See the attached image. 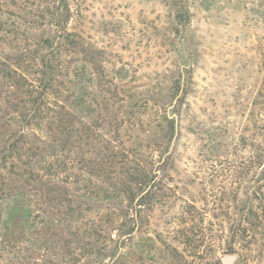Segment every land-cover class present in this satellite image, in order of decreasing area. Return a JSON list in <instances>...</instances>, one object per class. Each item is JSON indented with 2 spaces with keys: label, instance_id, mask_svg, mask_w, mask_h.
<instances>
[{
  "label": "rangeland",
  "instance_id": "obj_1",
  "mask_svg": "<svg viewBox=\"0 0 264 264\" xmlns=\"http://www.w3.org/2000/svg\"><path fill=\"white\" fill-rule=\"evenodd\" d=\"M13 1L15 7L12 0H0L1 18L23 24L21 21L30 19L28 12H37L39 0H25L32 3L30 9H26L28 4ZM77 1L78 30L89 54L86 57L77 54L73 58L77 62L73 64L85 67L90 75H107L105 88L115 101L112 115L125 110V104L120 102L123 95L167 93L175 76L169 72L175 56L167 52L168 46L162 44L156 32L165 26L168 12L165 0ZM187 2L190 33L180 47L184 45L182 60H188L190 50L199 54L194 74L195 94L188 99L194 124L181 122L174 139L165 146V154L155 125L160 123L159 117H172L171 107L159 110L155 106L141 111L140 125H131L132 120L124 124L118 121L121 130L117 141L123 143L126 153L131 152L129 158L137 152L134 159L156 166L170 155L168 169L149 174L155 181L151 189L149 186L138 192L134 188V195L127 194L121 201L123 236H119L116 224L104 223V215L109 211L106 207L116 206V201L106 200L103 191L110 190L108 184L105 177L100 178L94 172L97 142L72 136L66 144L71 151L56 152L54 156L50 148L66 136L54 127L50 132L43 127L35 131L41 158L34 168L35 171L42 166L47 168L52 163L45 173V186L32 184L23 188L19 182L15 185L28 196L36 219L46 221L48 234L42 235L40 241H46L50 248L37 250L36 246L25 255L27 259H15L12 253L0 252V264H111L114 258L107 250L89 253L84 251L82 242L97 239L101 245L112 246L109 240L118 237L123 241V264H222L221 257L227 254L236 255L235 264H264V233L254 245L241 238L240 232L233 233L240 220L248 226V222L257 223L256 217L264 231V201L253 198L250 174L244 180L239 174L237 165L248 148L232 154L241 136L250 137L254 114L264 120V112L253 104L258 92L264 94V22L255 16L256 12H263L264 0ZM16 16L20 18L17 20ZM75 20L74 17L70 21L69 28ZM9 37L0 32V50L9 51L4 43ZM215 127L226 131L220 136L230 145L223 158H219L222 163L218 171L208 169V163L198 152L200 138H205L202 130ZM102 133L105 140L109 139V134ZM80 151L86 168L77 164ZM94 159L91 169L88 163ZM146 191L150 193L145 195ZM143 195L144 206H138ZM76 206L81 208L80 214L67 216L68 209ZM76 219L82 228L91 223L98 225L99 237L75 242L63 222Z\"/></svg>",
  "mask_w": 264,
  "mask_h": 264
},
{
  "label": "trees",
  "instance_id": "obj_2",
  "mask_svg": "<svg viewBox=\"0 0 264 264\" xmlns=\"http://www.w3.org/2000/svg\"><path fill=\"white\" fill-rule=\"evenodd\" d=\"M16 1L22 5L28 4L26 9L33 6L25 0ZM77 2L39 0L36 5L37 12H28L30 16H27L31 20L21 21L23 24L15 19L0 17V32L10 36L4 40L9 51L0 50V252L12 253L15 259H27L25 255L31 253L36 246L37 250L50 248L46 241H40L42 235L48 234L46 221L36 219L32 214L28 196L22 192V188L15 185V182H19L23 188L32 184L40 188L45 186V173L52 163L47 168L42 166L35 171L34 163L39 162L41 158L35 131L44 127L46 132H50L54 127L58 133L65 134V140L50 148L54 156L56 152L71 151L66 144L67 139L72 136H77L79 140L90 139L97 142L99 146L95 148L96 168L93 170L100 178L105 177V183L110 189L103 191V196L106 200L116 201V206L106 207L109 211L104 215V223L116 224V230L120 232L121 237V230L125 226L121 201L127 194L134 195V188L138 192L149 186L151 189L155 181L151 180L149 174L168 169L170 155L165 156L156 166L139 158L134 159L137 152H133L134 155L130 159L131 152L126 153L123 143L117 141L120 139L121 130L118 121L124 124L132 120L131 125H140L141 111L143 113L155 106L159 110L171 107L172 117H159L160 123L155 125L164 145L162 152H165V146L172 142L181 122L187 120L189 125H193L195 120L188 99L195 94L194 74L196 57L198 59L199 54L190 50L187 52L188 60H182L181 51L184 45L180 47L186 35L190 33L188 26L191 13L187 0L163 1L164 6L168 8L165 26L156 30L162 44L168 46L167 52L175 56L170 62V71L166 69L171 75H175L171 79L168 92L164 95L147 92L134 96L123 95L120 102L125 104V110L116 112L114 116V97L105 88L107 75H90L85 67L78 68L73 64L77 62L73 59L77 54L85 57L89 54V48L78 30L77 19H80V14ZM11 5L15 7L16 2L12 0ZM255 16L264 22V10L256 12ZM74 17L75 24L69 28ZM16 18L18 20L20 17ZM253 104L264 112V94L258 92ZM258 116L254 114L250 137L241 136L239 145L233 146L232 154H238L248 148L247 155L241 158L237 165L239 174L243 180L250 174L253 198L264 201V120H260ZM198 128L199 126L196 130ZM101 131L106 133L105 136L109 134V139L105 140ZM225 132L220 127L202 130L201 134L206 139L200 138L198 152L208 163L207 168L212 171L221 168V156L223 158V154L229 149L230 145L220 136ZM101 151L104 152L103 155ZM79 154L80 160L77 156V164L86 168L87 164L85 166L86 161L81 158V151ZM93 161L95 162V159L89 160L88 163L91 169ZM148 193L150 192L146 191L145 195ZM145 195L140 197L138 206H144L141 199ZM80 209L79 206L70 208L66 215L80 214ZM243 210L241 207L240 211ZM240 221L237 228L233 227V233L240 232L241 238H247L253 245L261 240L264 233L263 224L257 217V223L248 222V226L242 225V220ZM63 226L67 234L76 239L75 242L99 237L98 225L94 226L92 223L82 228L78 219L66 220ZM52 234L55 236L56 233ZM109 241L112 246L101 245L96 239L92 243L83 241L82 247L89 253L95 250L96 254L107 250L109 256L114 258L111 264H123V241L119 237Z\"/></svg>",
  "mask_w": 264,
  "mask_h": 264
},
{
  "label": "water",
  "instance_id": "obj_3",
  "mask_svg": "<svg viewBox=\"0 0 264 264\" xmlns=\"http://www.w3.org/2000/svg\"><path fill=\"white\" fill-rule=\"evenodd\" d=\"M236 255L235 254H227L221 257L222 264H235Z\"/></svg>",
  "mask_w": 264,
  "mask_h": 264
}]
</instances>
